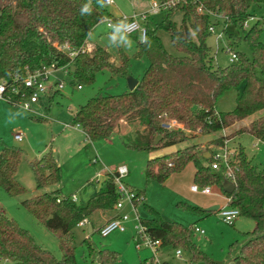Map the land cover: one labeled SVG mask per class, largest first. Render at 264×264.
<instances>
[{
  "label": "trees",
  "instance_id": "1",
  "mask_svg": "<svg viewBox=\"0 0 264 264\" xmlns=\"http://www.w3.org/2000/svg\"><path fill=\"white\" fill-rule=\"evenodd\" d=\"M88 3L89 0H0V79L15 83L16 74L23 77L28 71L51 65L57 69L68 66L71 84L79 82L81 86L93 83L97 73L104 69L113 75H128L130 58L123 51L119 61L112 60L111 53L100 44L83 51L94 27L112 16L102 0L99 3L91 0V14L81 15L80 9ZM262 4L264 0H182L166 10L160 21L155 15L149 16L147 39L138 41L137 51V56L147 57L149 65L135 88L121 94L91 97L75 112L72 123L94 141L111 136L125 120L133 132L125 145L154 153L195 138L196 130L203 134L220 132L263 111L264 27L261 21L244 27L245 21L255 16L251 13L252 6ZM200 6L203 12L198 10ZM176 10L183 14L180 25L172 19ZM221 21L227 41L237 52V60L223 67L215 64L207 41L209 26ZM226 24H232L234 31H228ZM160 29L169 34L182 55H174L165 48L158 34ZM242 41L249 46L251 57L238 50ZM65 45L77 51L74 57L63 48ZM233 87L238 88L235 108L217 111L218 98ZM19 96L20 93L14 98ZM173 120L184 128H173ZM237 131L264 142V113ZM223 140L224 136L215 142L221 145ZM203 152L198 144H190L150 157L144 169L146 183L156 180L163 184L192 162L196 184L221 190L229 198L230 206L239 209L240 216L255 221L254 228L243 233L242 244L234 241L230 245L229 264H264V167L255 164L245 148L239 147L231 162L235 189L228 194L223 190L224 171L213 169L210 157L205 158V163ZM21 157V149L6 144L0 151V187L13 195L26 191L17 178ZM30 165L40 192L25 199L23 205L49 230L59 234L62 256L57 258L41 247L29 230L0 211V264H79L73 230L80 220L114 208L119 198L117 185L109 173L103 186L86 203H80L72 196H63L59 187L49 189L62 181L61 167L52 150L32 160ZM134 190L140 197L135 199L137 206L145 199V189ZM179 206L201 218L217 212L186 203ZM148 209L152 217H140V222L153 238L160 240L161 249H185L192 260L218 264L193 241V225L165 220L153 207ZM84 243L99 264H111L118 259L115 251L96 249L90 237ZM137 264L156 263L144 259Z\"/></svg>",
  "mask_w": 264,
  "mask_h": 264
},
{
  "label": "rangeland",
  "instance_id": "2",
  "mask_svg": "<svg viewBox=\"0 0 264 264\" xmlns=\"http://www.w3.org/2000/svg\"><path fill=\"white\" fill-rule=\"evenodd\" d=\"M115 4L109 8L117 11L121 7L128 13L141 12L147 10L148 4L139 0H133L134 7L130 6L129 0H115ZM166 11L155 15V19L160 21ZM251 13L261 19L264 27V4L253 5ZM172 19L180 25L183 14L176 10ZM250 25L253 21H249ZM224 23L221 21L217 29H222ZM228 31H234L232 24L227 25ZM112 29L108 28L106 22L102 20L89 34L85 48L90 51L95 44H100L111 53L112 60H120V51H123L130 58V67L128 75H113L109 69L97 73L95 81L91 84H82L79 88V82L71 84V78L63 69L53 71L51 79L64 80L65 85L61 90H56L50 95L43 96L42 99L33 104V108L44 117L34 115L29 111L6 102L0 101V151L3 145L22 150V157L19 163L17 178L24 185L26 191L19 195H13L0 187V211L14 219L21 227L29 230L35 241L44 249L52 252L57 258L62 256L59 234L49 230L37 218H35L23 205L25 199H29L40 191L36 189V180L30 162L48 150H52L58 159L62 181L61 194L63 196H72L76 194L78 202L86 203L94 193L103 184L107 173L106 167L116 171L118 166L126 163L129 168V174L123 179L131 188L147 190L146 198L136 206V212L140 217L149 216L148 206L158 209L161 216L169 221L182 222L186 226L193 225L203 229L205 233L194 231L193 241L210 258L218 264H229L230 245L235 240L244 239V231L253 229L255 221L245 216H239L234 223L224 222L219 214L213 213L198 220V216L190 210L179 206V203H186L191 206L208 208L213 205H219L220 208L228 203L227 196L217 188H211V193H202L192 190V185L196 184L194 179L195 166L191 162L177 173H173L162 184L156 180L146 183L144 169L147 164L149 153L143 150L130 149L125 145L133 133L128 125L117 128L111 136L90 141L77 126L72 125L73 115L84 105L91 97L99 94H121L128 90V80L130 77L140 79L149 65L146 56H137L138 35H130L132 44L130 47L116 46L121 45L119 38L110 41L109 37ZM158 34L162 38L165 48L174 55H182L171 42L169 34L160 29ZM264 42V30L262 33ZM208 44L212 47L213 56L215 55V64L226 66L230 64L229 56L224 49L227 44L226 34L221 40V48L216 50L214 35L208 37ZM238 50L246 56L251 57V51L245 41H242ZM217 61V63H216ZM49 96L52 100H49ZM238 88L233 87L218 98L216 102L217 111H230L236 106ZM264 113V110L247 119L250 121L257 115ZM69 123L70 127L63 128L61 123ZM243 125L236 124L216 133L203 134L196 130L193 134L195 138L176 146L184 147L190 144H198L202 151L213 152L217 150L216 139L226 135L229 138L228 148L237 150L244 147L247 154L253 158V162L259 167H264V142L257 140L249 133L239 134L237 129ZM173 128H181V123L171 121ZM129 129V130H128ZM125 131V132H124ZM21 133L23 139L18 141L15 134ZM98 155V156H97ZM206 163V159H203ZM212 156L210 157V162ZM100 174V175H98ZM58 186L50 187L55 189ZM114 210L105 211L106 216H110ZM136 212L129 204L125 205L122 213L129 214L130 221L126 223L125 232H114L108 236H102L96 229L88 234V230L83 226H76L74 233V246L76 247V257L79 264H99L97 259L91 255L89 247L84 240L90 237L92 245L96 249H108L118 253V259L111 264H137L140 260L152 259V252L148 248L138 249L136 247L135 237L137 235V225L140 220L136 218ZM181 249V248H180ZM182 255L175 254L174 248H162L158 256L161 259L165 256L170 264H207L203 260H192L191 253L188 250L181 249Z\"/></svg>",
  "mask_w": 264,
  "mask_h": 264
},
{
  "label": "built area",
  "instance_id": "3",
  "mask_svg": "<svg viewBox=\"0 0 264 264\" xmlns=\"http://www.w3.org/2000/svg\"><path fill=\"white\" fill-rule=\"evenodd\" d=\"M102 1L106 7L115 4V0H102ZM140 1L147 3L149 8L141 12H133L132 14H126L122 12L121 15L117 17L113 15L107 16L104 18L107 27L113 30L114 24L118 23L119 21H127L128 23L133 25L132 29L130 30V35L137 33L138 38L140 40L141 35L144 34L147 35L146 21L148 20L149 16L156 15L162 11H166L169 8L176 6L182 0H165V1L140 0ZM198 10L200 12H203V7L200 6ZM210 14L213 17H219L221 20L225 19L224 17L218 16L215 13H210ZM249 21L255 22L262 20L257 18L256 16H250L248 20H246L244 23L245 28H248L250 26ZM225 27H227V24L225 25ZM209 32L210 34L214 35L216 50L219 51L221 48V40H223L225 36L224 28L219 30L217 29V25L211 24L209 26ZM63 48L69 51V55L71 57H74L77 53V51L70 49L68 45L63 46ZM222 49H224L227 53L230 54L229 56L230 63L235 62L237 60V52L235 51L233 46L229 44L228 41L227 44ZM85 50L87 49L84 47L83 51ZM213 57L215 62V55ZM58 69H63L67 73V75H69L68 66H64ZM58 69L55 68L54 65H51L49 67H44L43 69L28 71L27 75L23 77L16 74L14 77L15 83H11V84L7 83V81L4 79H0V101L9 102L21 108L22 110L29 111L34 115L44 117L41 113H39L36 109L33 108V104L39 102L43 96L48 97L49 93L64 88L65 85L64 80L59 81L56 78L51 79L53 75V71ZM79 88H82V86L79 85ZM18 93H20V96L19 98L15 99L14 96L17 95ZM64 126L70 127V124L64 123ZM75 126L79 127L78 125ZM223 136H224L223 144L219 145L217 150L213 151L212 153L210 152L211 153L210 157L212 156V161L210 165L215 170H223L226 180H230L234 182L235 173L231 165L232 164L231 162L236 152L235 150H231L228 148L227 144L229 138H227L226 135ZM14 137L18 141H21L23 139V135L21 133H16ZM110 173L112 178L114 179V182L117 185V190L119 193V198L114 205V209L122 210L126 204H129L136 212L135 199H140V197L138 198L137 192L133 188L129 187L123 180L129 174L128 166L125 164H121L118 166L116 172H110ZM191 188L193 191L208 194L211 193L212 187L211 186L201 187L198 184H194L192 185ZM72 199L77 201L78 200L77 195L73 194ZM227 199H228V203L224 207L219 208L217 213L224 222L234 223L236 219L240 216V211L238 208L230 206L229 198L227 197ZM136 218L140 220V216L138 215L137 212H136ZM129 220H130L129 214L120 212L115 217L104 223L99 228V233L105 237L114 231H125L126 223ZM88 223H89L88 219L84 218L80 220L77 225L86 226ZM193 230L196 232L204 233V230L200 229L199 227H193ZM135 242H136V247L138 249L141 248L150 249L153 255L150 261H153L156 264L162 263L161 259L158 256L159 250L161 249L160 240L153 238L141 222L137 225V235L135 237ZM175 253L177 256L180 257L182 255V250L178 248L175 250Z\"/></svg>",
  "mask_w": 264,
  "mask_h": 264
},
{
  "label": "crops",
  "instance_id": "4",
  "mask_svg": "<svg viewBox=\"0 0 264 264\" xmlns=\"http://www.w3.org/2000/svg\"><path fill=\"white\" fill-rule=\"evenodd\" d=\"M140 1V0H139ZM116 2V1H115ZM140 2H142V1H140ZM129 3H130V6L132 7H134V4H133V0H129ZM142 3H144V2H142ZM108 8V10H109V12L113 15V16H120L121 15V13L122 12H124V13H126V14H132V13H128V12H126V11H124L121 7H117V11H115V10H113V9H111V8H109V7H107ZM133 12H134V10H133ZM228 29V28H227ZM115 61H117V60H115ZM138 81H139V79H138ZM80 89H82V88H80ZM175 121V120H174ZM251 121V120H250ZM250 121H247V119H244V120H242V121H240V122H236L234 125H236V124H241L242 122H243V125L242 126H248L249 125V123H250ZM176 122V121H175ZM66 123V122H65ZM72 123V122H71ZM123 124H126V125H128V127L129 128H131L130 127V125H129V123L128 122H126L125 120H123V121H121L120 122V125H119V127L121 126H123V129L126 131V129L124 128V125ZM61 125H62V127L63 128H65V126H64V123H61ZM72 125L75 127V125L72 123ZM118 127V128H119ZM79 129H81L80 127H78ZM82 130V129H81ZM129 130V129H128ZM83 131V130H82ZM124 131V132H125ZM130 131V130H129ZM83 133L85 134V137L88 139V140H90L91 141V139L86 135V133L83 131ZM244 133H247V132H244ZM257 139V138H256ZM257 140H259V139H257ZM260 141V140H259ZM262 142V141H261ZM176 147L175 146H172V147H168V148H164V149H162V150H160V151H157V152H154V153H149V157H148V159L150 158V157H152V156H155V155H160V154H163V153H166V152H169V151H172V150H174ZM204 152H209V151H204ZM98 156V155H97ZM57 159V158H56ZM57 161H58V159H57ZM58 163H59V161H58ZM123 164H125V165H127L126 163H123ZM60 165V164H59ZM128 166V165H127ZM106 169H108V173H107V175H106V178L108 177V174L110 173V172H114V171H112V170H110L108 167H106ZM128 169H129V172H130V168H129V166H128ZM98 175H100V174H98ZM105 178V179H106ZM105 181V180H104ZM167 181V180H166ZM166 181L163 183V184H165L166 183ZM104 183V182H103ZM60 185V184H59ZM59 185H58V187H59ZM103 186V184L101 185V187ZM100 187V188H101ZM60 188V190H61V187H59ZM99 188V189H100ZM134 189H136L135 187H133ZM98 189V190H99ZM49 190V189H48ZM97 190V191H98ZM96 191V192H97ZM95 192V193H96ZM94 193V194H95ZM146 193H147V190H146V188H145V198H146ZM145 200V199H144ZM77 202H78V200H77ZM80 203H83V202H80ZM219 208H220V206H219ZM123 209H125V206H124V208ZM123 209L122 210H116V209H112V210H114L113 211V213L110 215V216H106L105 215V211H98V212H96L94 215H92L91 217H89V218H87L88 219V221H89V223L86 225V226H83V227H86L87 228V230H88V234H90V233H93L94 231H95V224H94V222H96L97 223V225H98V228L96 229L98 232H99V228L104 224V223H106L108 220H110V219H112L113 217H115L117 214H119L120 212H122L123 211ZM155 209V208H154ZM206 209V208H205ZM156 211H158L159 212V210L158 209H155ZM218 211V210H217ZM192 213H194V212H192ZM159 214H160V212H159ZM195 215H197L198 216V220H200L201 219V217H200V215H198V214H196V213H194ZM161 215V214H160ZM150 217H152V214L150 213L149 214V216H146V217H142V218H150ZM162 217V216H161ZM163 218V217H162ZM164 219V218H163ZM131 220V219H130ZM129 220V221H130ZM166 220V219H165ZM169 221V220H168ZM176 222H178V221H176ZM180 223H182V222H180ZM183 224V223H182ZM251 230V229H250ZM126 231V230H125ZM125 231H114V232H125ZM246 231H248V230H246ZM114 232H112V233H114ZM245 232V231H244ZM111 233V234H112ZM205 233V232H204ZM110 235V234H109ZM87 237H89V236H87ZM235 241H238V243L239 244H242L244 241H245V238L242 240V241H239V240H235ZM233 243V242H232ZM231 243V244H232ZM167 248H170V247H167ZM176 250V249H175ZM176 254V253H175ZM161 261L163 262V261H165V262H167V263H169L168 261H167V259L165 258V256H162V258H161ZM229 263H230V257H229ZM170 264V263H169Z\"/></svg>",
  "mask_w": 264,
  "mask_h": 264
},
{
  "label": "clouds",
  "instance_id": "5",
  "mask_svg": "<svg viewBox=\"0 0 264 264\" xmlns=\"http://www.w3.org/2000/svg\"><path fill=\"white\" fill-rule=\"evenodd\" d=\"M99 3V0H97ZM102 5L101 7H103ZM81 15L85 14H91V0H89L88 4H85L80 9ZM133 25L128 23L127 21H119L118 23L113 25L112 33L110 34V41L116 40L119 38V40L122 42L121 45L116 46H125L130 47L132 44V41L130 40V30L132 29ZM145 39H147L146 34L141 35L140 40L141 42H144Z\"/></svg>",
  "mask_w": 264,
  "mask_h": 264
},
{
  "label": "water",
  "instance_id": "6",
  "mask_svg": "<svg viewBox=\"0 0 264 264\" xmlns=\"http://www.w3.org/2000/svg\"><path fill=\"white\" fill-rule=\"evenodd\" d=\"M137 83H138V79L130 77L129 80H128V84H129L130 90L134 89L135 86L137 85ZM165 126L168 127L169 125L165 124ZM202 155H203L204 158H208V157H210L211 153L210 152H203ZM234 189H235V184L232 181L226 180L224 182L223 190L226 193L230 194V193L233 192ZM218 209H219V205H213V206H210V207L206 208V210H208V211H217Z\"/></svg>",
  "mask_w": 264,
  "mask_h": 264
}]
</instances>
